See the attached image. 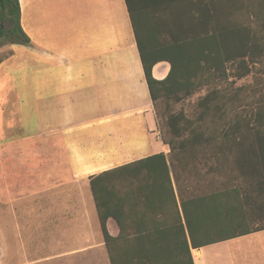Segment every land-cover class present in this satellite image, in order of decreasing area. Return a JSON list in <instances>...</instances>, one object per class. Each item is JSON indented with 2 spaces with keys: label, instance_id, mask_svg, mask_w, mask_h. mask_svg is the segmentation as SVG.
I'll return each mask as SVG.
<instances>
[{
  "label": "trees",
  "instance_id": "16d2710c",
  "mask_svg": "<svg viewBox=\"0 0 264 264\" xmlns=\"http://www.w3.org/2000/svg\"><path fill=\"white\" fill-rule=\"evenodd\" d=\"M207 2L210 18H177L171 43L155 45L126 0L169 150L89 176L110 264H194L191 249L264 230V0H221L214 18ZM12 44L33 42L19 0H0V48ZM162 60L169 71L155 79L152 67ZM201 90L188 111L173 107Z\"/></svg>",
  "mask_w": 264,
  "mask_h": 264
},
{
  "label": "crops",
  "instance_id": "0c3cea01",
  "mask_svg": "<svg viewBox=\"0 0 264 264\" xmlns=\"http://www.w3.org/2000/svg\"><path fill=\"white\" fill-rule=\"evenodd\" d=\"M220 1L213 0L212 18L221 12ZM19 3L21 24L30 36L32 27H44V21L52 17V0L23 3L19 0ZM130 3L138 28L155 45L171 43L177 18L183 21L197 18L200 22L211 16L207 0H130ZM32 20L37 22L33 24ZM198 25L195 33L202 34L204 24ZM16 45H10L14 53L0 63V99L6 101L11 94L18 96L26 90L25 76L20 75L30 64L42 65L43 71L51 68L43 66L49 65L44 57L32 56L31 51L18 56ZM169 68L166 60L159 61L152 67V76L163 79ZM34 72L41 70L36 68ZM34 83V93H53L55 99L51 115L58 136L62 135L58 147L62 148L68 170L65 183L70 196H78L79 182H85L89 189L90 175L168 152V145L162 142L156 128L126 0H58V76L48 73ZM204 92L196 93L195 98ZM11 114L14 115L13 110ZM75 118L82 121L80 127L85 129L106 122L113 124L76 138L68 135L74 132L70 125ZM14 125V119L9 118L7 128ZM83 149L86 154L81 153ZM89 193L100 231L98 245L103 247L110 264L90 189ZM70 207L76 211L75 205ZM77 217L78 214L72 221H78ZM106 228L110 235L118 232L112 218L107 219ZM191 253L194 264H264V230L191 249Z\"/></svg>",
  "mask_w": 264,
  "mask_h": 264
},
{
  "label": "rangeland",
  "instance_id": "374dc122",
  "mask_svg": "<svg viewBox=\"0 0 264 264\" xmlns=\"http://www.w3.org/2000/svg\"><path fill=\"white\" fill-rule=\"evenodd\" d=\"M52 2V17L44 21V27L30 29L32 46L16 45L18 56L31 51L32 56L44 57L49 65L43 66H51L50 70L30 64L20 75L25 76L24 93L11 94L9 101L0 99V264H109L103 247L98 245L100 231L87 184L79 182L76 197L66 189L68 170L58 147L62 135L58 136L51 115L55 109L53 93L33 90L35 79L48 73L58 76V0ZM10 49V45H3L0 57ZM36 68L41 72L35 73ZM247 82H251V76L238 84ZM197 94L173 107L188 111ZM9 118L15 124L10 129L6 126ZM79 122L75 118L70 125L74 132L68 135L87 136L89 131L113 124L85 129ZM87 145L89 150V142ZM81 153L86 154V149ZM77 214L78 221H72Z\"/></svg>",
  "mask_w": 264,
  "mask_h": 264
}]
</instances>
